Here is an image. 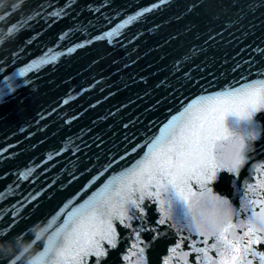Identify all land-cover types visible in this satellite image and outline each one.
<instances>
[{"label":"water","instance_id":"water-1","mask_svg":"<svg viewBox=\"0 0 264 264\" xmlns=\"http://www.w3.org/2000/svg\"><path fill=\"white\" fill-rule=\"evenodd\" d=\"M153 2L159 0H117L103 12L111 23L101 26L114 35L90 41L83 17L109 0H0V264H29L71 223V213L110 195L114 182L136 170L187 108L264 80L259 33L248 35L227 19L205 17L198 21V36H192L175 9L145 12ZM75 28L84 39L73 34ZM49 32L57 34V44ZM209 34L210 48L203 41ZM201 47L208 56L186 67ZM257 123L258 146L264 143V119ZM249 156L239 171L218 172L208 185L236 210L234 223L259 211L248 201L264 198L258 187L264 181V149ZM193 189L198 190L194 183ZM135 215L142 221H124L135 228L113 220L117 248L104 245L106 264H137L140 247L146 250L140 264L165 259L180 264L177 257L191 252L189 244L204 246L202 237L170 227L171 222L158 225L160 210L146 193ZM177 242L180 248L169 252ZM87 264H96L95 257ZM253 264L259 262L253 258Z\"/></svg>","mask_w":264,"mask_h":264},{"label":"snow or ice","instance_id":"snow-or-ice-1","mask_svg":"<svg viewBox=\"0 0 264 264\" xmlns=\"http://www.w3.org/2000/svg\"><path fill=\"white\" fill-rule=\"evenodd\" d=\"M98 3L103 4V0ZM114 6L117 0H109L95 13L89 9L83 17L85 29L92 34L88 37L90 41L93 37L95 41H103L105 36L114 35L113 31L101 27L106 22L111 23V17L103 16V12ZM161 7L175 9L176 17L182 16L188 22L192 36H198V21L205 17L218 18L227 19L238 31L243 29L248 35L259 33L264 43V0H159L145 12ZM69 28L73 29L74 25ZM73 34L85 38L79 28H75ZM46 35L51 36L52 44H57V34L49 32ZM67 35L66 32L59 36V41H65ZM213 39L209 34L203 41L210 48ZM65 46L66 43L59 44L61 48ZM259 54L264 57V48L259 49ZM207 56V51L201 47L186 67ZM40 63L50 65L51 62L41 60ZM24 71L19 75L23 76ZM194 80L195 76L184 86H191ZM257 119H264V80H256L217 97L202 98L199 105L187 108L177 123L170 122L164 135L157 138L148 158L127 177L114 182L107 190L110 195L71 213V223L53 234L43 251L29 264H87L89 257H95L96 264H106L104 258L108 253L104 245L117 248L118 232L113 220H118L124 228H135L136 224L124 221H142L135 213L143 204L145 193L160 210L158 225L171 222L170 227L203 238L200 241L203 247H196L194 242L188 245L191 252H182L177 257L180 264H253V258L264 264V250H259V246L264 245V198L248 201V204H258L259 211H252L246 220L234 223L236 210L228 200L213 195L208 187L217 179L218 172H237L246 164L249 154L264 149V143L258 146L256 143L259 138ZM31 171L27 169L28 173ZM193 183L198 190L193 189ZM258 187L264 189V181ZM248 204L242 205L240 211H245ZM238 228L243 230L242 235L237 234ZM180 246L177 242L169 252H176ZM210 252H215V258ZM145 253L140 247L137 264L144 259ZM128 259L124 256V260ZM163 264H169V260L165 259Z\"/></svg>","mask_w":264,"mask_h":264}]
</instances>
